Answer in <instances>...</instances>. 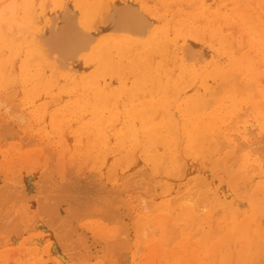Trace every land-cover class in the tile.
<instances>
[{
  "label": "bare ground",
  "instance_id": "obj_1",
  "mask_svg": "<svg viewBox=\"0 0 264 264\" xmlns=\"http://www.w3.org/2000/svg\"><path fill=\"white\" fill-rule=\"evenodd\" d=\"M156 1L157 2L161 1V2H159V4L162 3V4H160L161 6L159 4L157 5V7L160 6L161 11H162L161 7L166 5L165 4L166 2H169V4H170V5L169 4L167 5L168 7L170 6V9L166 8V6H164L166 8L164 13H163L164 18L166 17L165 14H167V12L170 10H171V13L173 14V15H171V17H174L175 12H176L175 13V16H176V14H178V12L180 11V9H178V8H171L173 4H175V3L177 4L178 0L177 1H175V0H155L154 2H156ZM170 1H173V2H171L172 4L170 3ZM180 1H183V0H180ZM191 1H194V2L196 1L195 3H198V5L200 4V6L196 9H194V11L186 13V15L191 18V20L194 17L200 18L201 16H204L207 14H213L212 19L219 22L222 20V18L220 20L219 17H223L224 14H228V13L231 14L232 12H234V14H232V15L235 16V18L237 19V22L239 21L244 26V28L250 30V32L252 33V35L254 36V39H255L254 44H255L256 49L261 51L262 55H264V23H261L262 21H264V8H262V6H264V5L260 6V8H262V13L260 12V14L262 16L261 15L259 16V13L257 12L258 15L256 14V16L254 17L253 14H251L253 12H251L250 8H252V9L257 8L256 6L252 7L255 5V3H254L255 0L251 1L254 4V5L251 4V6L247 5V3H244L245 0H237V3H234V1H232L235 4V6L228 5L229 7H231L229 9L227 8L228 7L227 4H229L230 1L221 2L222 0L221 1L219 0V2H217V3L221 2V4H216L215 0H191ZM191 1L189 0V2H188V0H187L186 3H184V1H183V4L181 3V5H184V4L186 5V4L190 3ZM259 1L260 0H258V2ZM2 2H4V0L1 1L0 4ZM152 2H153V0H152ZM249 3H250V1L248 0V4ZM178 4L180 5V2H178ZM215 4H216V6L213 8L212 5H215ZM234 4H232V5H234ZM64 5H65V3H64ZM64 5L62 6L63 9H60V10L57 9V10H54V12L52 14L50 13L51 15L49 16L48 23L47 24L44 23L45 25L43 24L44 25L43 28L42 29L40 28L41 30L38 33L33 32L32 27L30 26L31 22L27 23V24H22L19 21V19H17L18 17L16 18L18 10L17 11H16V9L13 10L14 9L13 8L12 10L16 12V15L14 14V16H11L12 18L15 17V22H16V20L18 22H20L19 24L16 22V24H17L16 26H15V23H12L8 20V18L12 19L11 17H8L6 15L8 18L7 19L4 18V14H2V11L4 13H6L4 11L6 9L5 8L3 9L4 6L2 7L3 10L1 9V12H0L1 13L0 14V46L1 47L2 46L6 47V45L11 44V43H17V41L20 38L22 33H30L32 31L33 35L32 36L30 34H28V35H30L32 37V38H30V40H31V43H33V46L37 49L36 51L39 52V54H44L45 55L44 57L45 58L48 57V58H46L48 60L51 58L54 62L53 64H48L47 63L48 61H47L44 64L40 61V63L32 62V64H30L31 62L26 61L28 63V65L30 64L29 67H31V68H28L27 65H24L22 63L24 66L21 65V67H20L18 79L16 78V81L13 85V86H15V88L12 86L15 89L14 91L9 90L6 92V89L9 86H5V85L3 86L4 81L3 80L0 81V131L2 132L4 130L5 131L4 133L7 132L6 135L8 134L7 136H5V134L2 133L4 139L7 137L6 139H9V141L12 142L11 139H13L15 137V135L22 134L23 135L22 137L26 136L24 139H26L27 137L29 138V139L27 138L28 143L26 142L25 143L26 145L27 144L29 145V141H30V145L33 143L34 145L36 144L38 147H41L40 149L39 148L33 149L34 147L35 148H37V147L36 146L33 147V144L30 147L27 146L29 148V150H30V148L33 147L30 151L29 150L27 151V154L24 151L18 152V151H15L13 149L10 151L7 150L8 153L11 155V157L10 156L4 157L5 156L4 151L6 149L2 152L4 154L3 158H5V159L3 160L4 161L3 162L1 160L2 157L0 158V166L6 162L5 164L8 167L7 166L5 167V165H4V167L2 166V168L0 170V199L8 197L10 194H14V193L17 194L18 191H21L19 193H22L23 191L21 190V188L17 187V184H18L17 181L20 182L19 179L23 178L24 180H21L20 183L24 182L23 184L25 187L29 186L30 181L32 183V180H31L32 179L31 178L32 171L34 169L36 171V168H37V170H38V168L42 169V167L48 169L49 166L47 167L46 165L50 160H53L52 158H54V160L49 162V163L53 164L55 162L53 165L55 166L56 174H58V178L61 180L64 179L63 173H65V170H64L65 166L68 164H73V165L75 164V166L79 168V169H77L78 175L80 174L81 176L82 175L84 176L85 172H90L89 175H88V173L87 174L85 173L86 176H84V177L87 178V175H88L87 181L85 180L86 178L82 179V177L80 175H79V179H81V180H79L78 177H76L77 176L76 175L75 176L76 179L73 177V179H71V181L69 183H66V184L64 183V185L60 184L62 186H59L58 190L56 189V192L62 193V195H59L56 197L53 195L47 196L46 198H47V200L49 199L48 203L50 204V206H47V208L49 207L52 209L51 210V211H53L52 214L57 213L59 215V217L61 216L60 217L61 222L65 221L68 223V221H69V226H74L76 229L71 228V227H70L71 229L67 228V229L71 230V231L68 230L69 231L68 233L72 232L73 235L72 234L71 235L74 236L77 241L79 240L80 243L84 244V245H82V246H84V249H86V247L88 246V248H90L91 250H92L91 247H93V245H91V247H89L90 245H88V244H90V242L92 244V242H93V240H91V238H94V236L91 237L92 235H95V237H96V235L97 236L99 235L102 237V240L105 236L110 237V239L111 238L114 239V238H116L117 235H119L118 232H116L117 235H115L114 230H112L114 233L111 231L110 233H107V235H108L107 236L106 233L104 232V229L100 225L95 224L96 225L95 227L98 226L97 227L98 229H97L95 227L93 228V225L90 226V223H89V228L85 229V228H83V225H82V227H79V229H78V227H77L78 222L76 225V224H73L76 221H74V222H71V221L73 219H76V216H77V220H78L80 215L87 213L88 210H89V213H92L93 211L95 212V210H96V214L98 212L103 213L105 216H107L109 214L107 216L108 219L110 217L113 218V216H115V215L116 216L114 218H116V219L121 216L120 217L121 220H124L125 223L129 222V225L127 223L126 224L130 227L124 226V228L125 227L129 228L128 231H130L131 236L129 235L130 236L129 240H127L128 235H127L126 241H125V239L124 240L122 239L123 245H122V242H121L122 240H121V241H119V242H121L120 246L118 243H112L111 244L112 246H110V247L114 246V248L118 247L121 249H122L121 245L124 248L127 247V248H125V250L126 249H127V251L129 250V256H132L134 259L137 258L136 255H139L137 253V251H139L138 248L142 247V248H145V250L147 249V251L142 253V255L140 254L141 258L138 257V258H140L139 263H141L143 260H145L142 262V264H151L153 262L154 263L157 262V261L156 262L152 261L151 258L153 256L155 257V254H156V256L160 255L159 253L158 254L156 253L159 251L157 247L161 245L160 241L164 240L167 242V240L164 239V237L166 236L165 233H167V235L169 237V240H168L169 244H171L173 241H175L174 238H176V237L173 236L174 237L173 238L171 236V234H173L171 228H173V225H174V224L171 225L172 223H175V225H176L177 224L176 222L182 223V221L190 222L191 220H193V223L188 224L189 226L186 225L187 227L192 226V231H193V229L196 228L193 225L195 223H198V222H196L197 220L201 222V224H202L201 226H204L205 225L204 223L207 221L208 217L212 218L216 215V219H220L222 217L221 215L224 214V213H221V211L225 212V214L223 216L228 217L227 220L233 216L236 220L237 216H240L239 215L240 213L237 216L236 215H231V217L227 216L233 212H235V214H237L238 212L236 213L235 210L231 211L232 209L228 212V209L230 208V206L227 205L226 202L221 200L219 197H216L217 196L216 193H215L216 194V196H215L213 191L207 190L209 185H207L205 177H203L202 175H199V173H197L196 171H195L196 174L193 173V171H191L192 174L195 175L196 178H194L192 174L189 175L187 173V169L189 167H187V165H186L189 163H186V162L189 161L188 158L191 157L192 154H194V151H197V150L199 151L200 148H202V150H204L203 148H206V150L209 152V154H208L209 160L212 161L211 158H215V157H217L216 155H220V154L225 155L226 157L229 156V159L231 157V159L234 160V163H233V160L231 161V165H232V163L234 165L232 167L233 169L235 167V169H237V171L243 172V173H240L242 176H244L245 173H249L248 175L253 179V181L255 183L260 184V185L264 184V177H262V174H264V170L259 171V173H255L256 171L259 170L258 166L260 165V162H255L254 158L252 157V153H251L252 150H250V149L254 148L255 144L258 143L256 139H258L259 137H262L261 135H258L259 133L261 134V132H258V130L262 127H260L259 129L257 128V130H256L255 124L254 123L250 124V121H251V119H253V117L248 120L247 116H245V114L248 115L246 113V111L249 109L251 110V108L249 106L245 107L246 109H244L243 114L246 117L244 119H247V120H241V124H240V126H238V122L233 121V117L235 118V116L232 115V113L240 108L239 103L234 102L232 98L228 99V97L225 95L221 98L216 99V100L213 98H212L213 100H211V98L208 99V96H203V97L199 98V100L202 103L209 101L208 104L206 103V105H209L210 108H211V106H213V105L216 106L217 104L219 106L214 107L212 110H209L210 111L209 113L200 114L197 117L194 116L193 112L196 111L195 107L194 108L192 107L191 102L189 101L188 98H186V96L182 97L183 95H186V94L184 93L183 90L178 88L180 86V84L178 83L179 78L177 81H174L175 86L171 85V82H169V83L163 82V80H166L167 75H165L164 78L161 77V75H159V74H161L160 72L162 70H160L158 66H152L153 62L151 63V61H149V59H146L145 55H142V53L140 54L138 52L137 53L129 52L132 49H135V44H137L135 37L143 36L153 22V19L151 20L152 17L150 18L148 16V13L143 8L139 7V5L136 3H132L131 0L130 1L129 0H123L121 2L115 0L113 3L110 4V7H108L107 11L105 12L103 19L101 18L100 22H98V23H95V21H94L95 24L91 25L90 27L83 26L79 21H77L76 16H75L77 13L75 14L74 13L75 10H72V8H73L72 5L67 4V3H66L65 7H64ZM24 6H22L20 8H24ZM186 6H188V5H186ZM31 7L33 8V5H31ZM151 7H153V6H151ZM155 7L150 8L151 11H153L155 9ZM188 7L192 9V6H188ZM8 8H9V6H8ZM25 8H27V7H25ZM28 8H30V7H28ZM186 8L187 7H185V11H187L189 9V8L188 9H186ZM31 9L29 10V12L31 11ZM25 10L27 11L28 9H25ZM183 10L181 12V15H183L182 13H184ZM235 10H236V13H235ZM33 11H35V10H33ZM33 11H32V13H34ZM156 11H159V10H156ZM12 14L13 13H10V15H12ZM26 14L29 16L28 11L26 12ZM179 15H180V12L177 15L178 16L177 19L180 17ZM184 16H185V13H184L183 17ZM257 16L259 17V19ZM215 17H217V18L215 19ZM260 17H261V19H260ZM199 18H195L196 20L194 19L192 21L199 20L200 23H202V21ZM224 18H226V17H224ZM184 19H186V17H184L183 20ZM206 19H208V17ZM233 19H231L232 20L231 21L228 17V20L233 22V23H230L232 29H233V27L238 28V26H234L235 24H234ZM37 20H39V19H37ZM161 20H163V19H161ZM260 20H262V21H260ZM176 21L177 20H175V24L177 23ZM28 22H29V20H28ZM171 22H173V21L171 20ZM209 22H208V24H209ZM214 22L215 21H213V23ZM230 24L227 27L228 29L230 28ZM169 26H168V28H169ZM184 26H186V25H184ZM204 26H205V24H204ZM212 26H215V25L212 24ZM198 27L199 26H197V27L194 26L193 28H195L196 31L198 32V30H199ZM227 28L222 27L221 29L223 31V29L226 30ZM217 30H218V28H217ZM231 30H230V32H231ZM236 30L238 31L239 29H236ZM240 30H242L241 27H240ZM106 31L111 32V33L106 34V35H102V38L99 40L98 43L99 44L104 43L105 45H108L109 47H113V49L116 52H124L125 53L126 51H128L129 53H131V54H129L131 57L130 56H127V57H130V60H131L130 62H132V65H135L136 68L140 69L141 74H142L141 80H143V82L145 81V83L147 81H151V86H153V88H151V87H150L151 89L148 88L147 92L149 93V95H151L152 102L144 99L145 97L148 96L147 94L146 95L141 94V93L138 94V93H135L134 91L127 90L123 86H119V88H116V89H110V88L99 89L98 87H96V88L92 87V83H88V86L85 87V85H87V84H82V82H81L82 77L78 78V81H77L78 83L79 82L81 83V86L77 85L76 81L66 82V81H64V79L62 81L61 77L58 78L59 80L55 78V77H57V74H58L57 73L58 71H56V70H61L60 68H62L63 70L68 69L69 72L70 71H80L85 52L88 51L91 48V46L97 41L100 34L106 32ZM206 31H208V30L206 29ZM232 31H234V30H232ZM197 34H199V32ZM243 34H245L244 31L240 35H243ZM28 35H26V36H28ZM240 35H239V37H240ZM245 35H246V37L248 36V34H245ZM198 36H201V33ZM239 37H238V39H239ZM248 38L251 39L250 35L248 36ZM232 39H234V38H232ZM243 40L246 41V44L250 43V41L247 38L243 37L241 42L244 43ZM189 41H191V40H189ZM221 41H222V39H221ZM247 41H249V42H247ZM155 42H156V40H155ZM238 42H239V40H238ZM230 45H233V47H234L233 49L236 50L235 43L234 44L231 43ZM245 46L246 45L244 44L243 47H245ZM251 46H252V44L248 47L246 46L245 48H247L249 50V48ZM17 47L18 46L16 45L15 48H17ZM156 47H157V45H156ZM206 47L207 46L202 47L200 44L194 43V42L188 43L187 47H185L183 50L181 49V52L179 53V54L182 53L183 58H182V60L181 59L179 60V62H182V63L177 66L178 70H182V71H183V69L185 70V77H186V79H188V85H191V84L196 85L200 88V90H202V89L204 90V86H203L204 84L202 83V81H198L199 76L197 77V75L195 74V71H194V64L195 63L194 62L196 60H198V61L202 60L203 58H205L207 56V54L210 53V52L208 53V51H207V50L210 51V49H207ZM237 48H239V46H237ZM247 49H245L246 50L245 52H247ZM238 50H240V48ZM250 50H251L250 53L252 51L255 52V48H253V47ZM213 51H211V52L213 53ZM256 52H258V51H256ZM256 52L254 53L255 55L252 52V55H253L252 57L257 56ZM10 53H11V51H10ZM248 53H249V51H248ZM0 54L4 55L5 53H0ZM257 54H259V52ZM212 55L214 56V54H212ZM34 56L37 57L36 55H34ZM220 56H221V54H220ZM20 57H22V56H20ZM152 57L153 56H151V58ZM259 57H261L260 54H259ZM8 58H9V56H8ZM39 58H42V57L39 56ZM39 58H37V60H40ZM207 58L208 57H206L205 59L207 60ZM4 59L1 61L3 62ZM13 60H15V59H13ZM122 60H123V58H122ZM150 60H152V59H150ZM257 60H259V58ZM218 61H220V60L218 59ZM43 62H44V60H43ZM49 63H51V62H49ZM241 63H243V62H241ZM11 64H12V62H11ZM13 65L14 64H12V67H14ZM249 65H251V64L248 63L246 65V67L250 68ZM262 65H264V63H262ZM262 65H260V66H262ZM7 66L5 65L6 68H7ZM55 67H57V68H55ZM255 67L257 68V64ZM1 69H3V68H1ZM10 69H12V70H10V71H12V74L13 73L17 74V72L15 70L13 71V68H10ZM158 69H159V74L157 73ZM250 69H252V68H250ZM258 70H259V68H258ZM246 74H247V71H246ZM152 75H155V76H152ZM237 75H235L236 79L238 76L240 77L241 74L238 76ZM13 76H14V74H13ZM128 76H130V75H128ZM235 77H234V81L232 80L233 77H232V79L230 77L229 78H230V80H232L236 84L237 80L235 79ZM247 78H249V77H247ZM259 79L264 81V76H262V74H261ZM227 80H225V81H227ZM182 81H184V78H182ZM215 81H216V79H215ZM41 82H43V85L40 84ZM220 82H221V80L217 81L216 84H219ZM227 82L226 83L222 82L223 86L227 87L228 86ZM222 83H220V85H218L217 87L215 86V89L223 92L224 90L221 88ZM230 83H232V82H230ZM38 84H40L42 86L38 87ZM110 84L112 85V83H110ZM249 84H251V82ZM249 84L246 83V86H249ZM238 85L240 86L241 84H238ZM253 85H254L253 90L254 91L256 90L255 89V83L250 85L249 90L253 91L251 89V88H253L252 87ZM146 86H147V84H146ZM261 86H264V85H261ZM16 87H17V89H16ZM241 87H243V85H241ZM156 88L158 90H155ZM218 88H221V89H218ZM232 88H234V87H232ZM262 88H264V87H262ZM235 89L238 91H236ZM234 90H235V92L240 94V96L242 94L246 95V93H248L247 89H246L247 92L245 90V93H240L241 89H237L236 87L234 88ZM2 91H4L5 93H3ZM10 91H11V93H10ZM242 91H244V90H242ZM254 91L252 93H254ZM221 92H220V94H221ZM158 94L161 95L162 104L164 106H166L165 105L166 102H169L168 107L162 108L160 106L161 104L158 105L159 102L155 101V98H154ZM220 94H218V95H220ZM211 95H213V96L215 95L214 91L210 92L209 96H211ZM254 96H256V95H254ZM253 97H251V98L254 99L255 97L254 98ZM256 97L258 98V95ZM131 98H133L132 102L130 101ZM245 98H247V96ZM125 100H127V101H125ZM254 101H256V100L254 99ZM224 102H226V106H225ZM245 103H246V101H245ZM261 104L262 103L260 101L254 103L252 105V108H254V109H252V110L256 109L260 113H264V105L261 106ZM182 105H184V107H182ZM206 105H203V106L206 107ZM175 111L178 112L177 116H175V113H176ZM250 112L251 111H249V113ZM243 114H242V116H243ZM239 115H241V114H239ZM157 119H160L161 121L166 123V127H167L166 131L168 132L167 135H163L165 130L162 129L164 131L163 132L161 129H159L158 124H157ZM258 120L259 119H257V121ZM261 121H264V120H260L259 122L261 123ZM262 129H264V128H262ZM10 134L13 138L8 137V136H10ZM14 139L17 140V136ZM18 139H19V137H18ZM19 140L22 142L21 139H19ZM259 140L261 143L262 138H260ZM9 141L7 140L8 144H10ZM17 141H14V142H17ZM31 141H34V142H31ZM262 141H264V140H262ZM14 142L11 143V145H13ZM8 144H7V146H8ZM14 145L17 146L16 144H14ZM18 145H19V143H18ZM24 146H21V148L18 147L17 149L23 150ZM42 148L44 150H46V149L49 150V152L46 151L48 154V159L51 158V159L47 160L48 162L46 161L47 154H46V152H43ZM0 149H1V151L3 150L2 148H0ZM224 149H227V151H225ZM38 150L40 152L42 151L43 154L41 155ZM14 152L16 153V155H12V154H14ZM35 152H37L38 154ZM31 153H33V154H31ZM51 153H53V155H51ZM185 154H186V156H185ZM26 155H28V157H26ZM44 155H46V156H44ZM179 155H181L182 158ZM43 156L46 159H44ZM50 156H52V157H50ZM201 156L199 155V157H201ZM174 157L176 159L175 160L176 162H178L177 159L180 161L179 163H177L179 170H178V172L176 171V173H178L177 174L178 176L177 175L172 176L173 173L171 174V169H173V163H175ZM40 158H42V160H44V161L41 160L43 162V165L45 164V161L47 162L45 164V166L42 165V162L41 163L39 162ZM180 159L185 160L186 162L181 161ZM200 159H202V158H200ZM196 162L198 163L197 160H196ZM38 166H40V167H38ZM17 168H19V169H17ZM71 169L72 168H70V170ZM134 169H137L138 172L141 171L140 172L141 174H139L140 176L142 174L145 175L146 173L151 175L150 176L147 174V176L151 178V179L149 178V182H151L152 184L153 183L156 184V185H152L151 183H149L152 185V186L150 185L151 188L154 186L153 187L154 193L152 194L153 196L151 195L152 198H154V201L149 202V203H147V202L145 203L144 197L141 196L139 198L138 195L136 196V193H134L135 192L134 190L131 191L132 194L130 192L128 193V190H129L128 187L130 185V182L132 179H135V177L133 175ZM11 170H16V171H14V173H12ZM142 170H144V171H142ZM227 170L228 169H226V171ZM232 170L230 169V172H229V170L227 172L231 173ZM91 172L93 173V177H94L93 181H95V184H96V182L98 183L96 185H94V182L91 181L92 179L91 180L89 179ZM44 174H45V172H44ZM186 175H189V177ZM242 176H239L238 178H241ZM249 176H247V177L250 179ZM60 177H62V178H60ZM27 178H28V180H26ZM186 178H189V179L191 178L190 181H192V182H190L187 179L190 182V183H188ZM197 178L198 179L201 178V180L200 179L198 180ZM52 179L50 176L49 178L46 179L45 182H43L44 183L43 188L45 187V189L48 190L49 192H50L49 188H51V186H53V184H54L51 182ZM152 179L154 180V182L151 181ZM192 179L194 181L197 180V183L201 181V183H198L200 186L206 185V188H202L203 192H201L202 191L201 187H198V188H200L199 191H198V189L193 190V188H192L193 186H195L194 188H197V186H199V185L196 184V182H195V184L197 185L196 186L193 183L194 181ZM54 180H56V179H54ZM90 181H91V183H90ZM246 181H244V182H246ZM202 182L203 183L205 182V183L203 184ZM139 183H140V181H139ZM189 184H191V185H189ZM134 185H136V184H134ZM188 186H190V187H188ZM115 187L119 188L118 193L121 196L124 192H127L126 194H129L130 196H128L126 199H124V197H123L124 195L122 197L118 196L117 197L118 199L111 197L110 193H115L116 190L118 191V189L115 190ZM240 187H241V185H240ZM56 188H57V186H56ZM133 189H134V187H133ZM146 189L149 191L148 188H146ZM53 190L54 189H52V191ZM147 190L144 192H147ZM204 190H205V192H204ZM52 191H51V193L54 192V191L53 192ZM151 191L147 192V193H144V192L143 193L144 194H149V193L151 194ZM206 191H208L207 194H206ZM240 191L242 192L243 190H241V188H240ZM81 192L85 193V194L91 193L90 194L91 197L89 195H87L88 198L86 196H84L86 198L80 197V195L78 196V194H80ZM194 192L198 193L199 197L201 195L202 196L204 195V198H202V197L200 198V200H202V201L199 200L200 202H198L197 200L195 201L193 199L194 197L190 193H194ZM19 193H18V195H19ZM92 193H94L98 196L94 197V195H92ZM200 193H202V194L200 195ZM104 194H105L106 198L103 196ZM107 194H109V196ZM126 194H125V196H126ZM238 194L240 195V193H238ZM101 195L103 197H101ZM195 195H197V194H195ZM206 195H207V198H206ZM244 195L246 196L245 192H244ZM21 197H23V196L21 195ZM100 197L105 198V200L101 199ZM109 197H111V199ZM199 197L196 196L195 198L198 199ZM106 199H108V200H106ZM203 199L205 200L206 203L203 202ZM210 199H212V200H210ZM109 200H114L115 204L113 201H109ZM117 200H118V203L116 202ZM207 200H209V201H207ZM103 201L105 202L104 204H103ZM99 202H100V205H102V206L97 205V204H99ZM108 202L111 204L109 205ZM112 202L114 205L112 204ZM125 202L127 204H125ZM253 202H254L253 203V205H254L256 202L255 201H253ZM106 203H107V206L109 205V207L110 206L112 207L113 212H112V209H110L111 212L113 213L112 215H111V212H108L110 210H108L106 207L103 208V205H106ZM207 203L211 204L210 208H208ZM60 205H61V207H60ZM119 205H120V207H119ZM115 206H117V207L115 208ZM123 206L125 207L126 212H124L122 215H118L117 214L118 209L119 208H120L119 210L124 209ZM255 206H258V205L256 204ZM258 207L262 208V207H264V205H259ZM218 208L221 209V210L220 209L218 210L219 212L216 211ZM103 209L106 211H104ZM85 210H86V212H85ZM262 210H264V208H262ZM41 211H45V209L44 210L41 209ZM80 211L83 213L81 214ZM213 211H214V213H213ZM94 212L92 214H95ZM215 212H216V214H215ZM49 213H51V212H49ZM76 213H78L80 215H78ZM218 213H220V214L218 215ZM57 214H55V215H57ZM75 214H76V216H75ZM46 215H47V213H46ZM217 215L221 216V217L218 218ZM69 216L71 219L69 218ZM42 217L43 216H41V219H42ZM98 217H99V215H98ZM67 218H69L70 220H67ZM168 218L171 219L170 222H168V220H169ZM211 218H210V220H208L209 222L207 221L208 223L206 225L210 224L212 221L215 220L214 218L213 219H211ZM125 219L127 221H125ZM222 219L224 221V217ZM172 220H175V222ZM244 220H242V221H244ZM79 221H80V219H79ZM232 222L233 221L231 220V223ZM167 223H169V225H171V226H169ZM180 223H179V225H183ZM228 223L230 224V222H228ZM234 223H236V221ZM242 224H244V223H242ZM66 225H68V224H66ZM86 225H88V224L86 223ZM86 225L84 227H88ZM175 225H174V227H175ZM195 225L197 226V224H195ZM220 225H222V226H220L221 229L216 227L217 229L215 228L216 230H213V232L215 231V232L221 233L223 231L222 227L224 228L225 226L221 223H220ZM99 226L101 229L99 228ZM183 226H185V225H183ZM210 226L212 227V226H214V224L211 223ZM210 226H207V228L210 229L211 228ZM243 226H245V225H243ZM243 226L241 225L239 227L240 229L236 228L237 234L235 233L236 235L241 234L239 237H240V239L242 238L241 242H244V244H243L244 246H242V247H244L243 248L244 252L243 251L241 253L238 252V254L240 255V256L238 255L239 256L238 264H244V263H246V264L252 263L253 264L255 262V260L253 261L252 259H254L255 257L258 258L259 256L257 257L253 254L254 256H253V258H251L252 256L248 257L245 253H247V251H249L248 254H250V252L252 253V251L254 250L252 248V246L256 245V247L259 248L261 246V244L259 242L253 243L254 241H256V237H254V238L252 237L253 239L250 237L253 240V242L250 240V242L247 243L249 241L248 236H251V235L247 236L245 233L243 234V231H244ZM50 227H52V226L50 225ZM182 228H184V227H182ZM232 228H233V226H232ZM249 228H250V226H249ZM197 229H199V227ZM234 229H235V227H234ZM230 230H232V229H230ZM230 230L228 232H231ZM249 230H252V227ZM166 231H168L170 233H168ZM186 231H187V229H186ZM192 231L188 230L187 234L186 233L184 234L185 236L186 235L187 236L186 237L183 235L182 236L187 239V237L190 236L189 235L190 232L192 233L191 237H194L195 233L199 232L198 230H195V232L194 231L192 232ZM203 231H205V230H203ZM17 232H19V231H17ZM124 232H125V230H124ZM209 232H211V231H209ZM183 233H184V231H183ZM200 233H203V232L200 230ZM250 233H251V231H250ZM87 235H90L89 236L90 239L87 237ZM216 235H217V233H216ZM216 235H215V238H217ZM227 235H229V233L226 234V236ZM256 235H259V234H256ZM229 236H231V233ZM47 237H50V236H47ZM101 237H99V238H101ZM106 237L104 239H106V242H107ZM203 237H206V236L204 235ZM231 237H228V238H231ZM161 238H163V239H161ZM243 238L245 240H243ZM71 239L73 240L72 237H71ZM183 239H182V241H184ZM95 240H97V239L95 238ZM100 240L101 239H99V241ZM103 241H105V240H103ZM179 241L180 240H178L176 242V245L179 244ZM189 242L191 243L190 240H189ZM228 242H229V240H228ZM251 242L253 243V245H251L250 250H248L249 244ZM37 243H39V242H37ZM226 243H227V241H226ZM71 244H72V242H71ZM93 244L95 246L96 242ZM99 244H101V243H99ZM117 244H118V246H116ZM124 244H127V245L124 246ZM203 244H205V243H203ZM235 244L236 243H234V245ZM49 245H50V242H48L46 247H48ZM69 245H70V243H69ZM163 245H165V244L162 242V245L160 247H162ZM186 246H187V244H186ZM188 246H190V245H188ZM235 246H234V248H235ZM164 247L167 249L166 245ZM94 248L95 247H93V249ZM180 248L181 247H177L176 250L174 248L172 250L171 254H168V256L165 255L167 258H169L171 264H184V263H186L187 258L189 257V254H188L189 251L187 250V248H189V247H185L183 250ZM203 248H204V245H203ZM70 249H71V247H70ZM166 249L161 248L162 252L161 251H159V252L164 255L163 250L166 251ZM262 249H264V248H262ZM33 250L34 249H32V251ZM241 250H239V251H241ZM49 251L50 250L45 251L43 253V256L44 257L47 256ZM219 251H221V250H219ZM257 251H259V249H257ZM32 254L36 255V253H34V252ZM50 256H52V255H50ZM246 256L248 257V259L251 258V260L253 262H250V261L246 262L245 261ZM154 257H153V259L156 260L157 257H155V258ZM6 259L3 258V261H2V259L0 257V264H5L6 262L8 264V259L7 260ZM162 259H164V256L162 257ZM258 260L261 261L262 259L259 258ZM258 260H256V261H258ZM132 261L133 260H131L130 264H133L134 261L133 262ZM9 262H10V260H9ZM48 262L49 261L46 260L45 264L50 263V262L49 263ZM62 262H64V261H62ZM261 262H264V261H261ZM259 263L257 262V264H259Z\"/></svg>",
  "mask_w": 264,
  "mask_h": 264
},
{
  "label": "rangeland",
  "instance_id": "obj_2",
  "mask_svg": "<svg viewBox=\"0 0 264 264\" xmlns=\"http://www.w3.org/2000/svg\"><path fill=\"white\" fill-rule=\"evenodd\" d=\"M1 1H3V0H0V2ZM114 1L115 0H64V1L63 0H16V1L15 0H4V2H2L3 4L2 3L0 4V12H1L2 7L4 6L3 9L5 8L7 11L4 10L6 13H4L2 11V14H4V18L7 19L8 17L14 16V14L16 15V12L13 11V10H15V9H16V11L18 10L16 18L18 17L17 19H19V21L22 24H27V23L31 22L30 26L32 27L33 32L34 33H36V32L38 33L43 28V26L48 23L49 16L54 12V10L63 9L62 6L64 5V3H65L64 7L66 6V3L73 6L72 10H75L74 11L75 14L77 13L75 15L77 21H79L83 26L90 27L91 25L100 22L101 18L103 19L104 15H105V12L107 11L108 7H110V4L113 3ZM117 1L121 2L123 0H117ZM131 1H132V3H136V4L139 5V7L143 8L148 13V16L150 18L152 17L151 20L153 19V22H152L151 26L149 27V29L146 31V33L143 36L135 37L137 44H135V49H132L129 52H131V53H133V52L137 53L138 52L140 54L142 53V55H145L146 59H149V61H151V63L153 62L152 66H158L159 69L162 70V71L160 72L161 74H159V69H158L157 73L159 75H161V77H163V78H164L165 75H167L166 80H163V82H166V83L171 82V85L175 86L174 81H177L178 78H179L178 83L180 84V86L178 88L183 90L184 93L186 94V95H183L182 97L186 96V98H188L189 101L191 102L192 107L193 108L195 107L196 111L193 112L194 116L197 117L200 114L209 113L210 112L209 110H212L214 107H218L219 106L217 104L216 106L213 105L210 108L209 105H206V103L208 104L209 101L202 103L199 100L200 97L208 96V99L211 98V100H213V99L216 100V99L221 98V97H223L225 95V96L228 97V99L232 98L234 102L239 103V107L240 108L232 113V115L235 116V118L233 117V121H235V122L237 121L238 122V126H240L241 120H247V119L249 120V119H251L253 117V119H251V121H250V124L254 123L255 126H256L255 127L256 130H257V128L259 129L260 127L264 128V121H261L262 124L259 122L260 120H264V113H260L256 109L252 110V109H254V108H252V105L254 103H256V102L260 101L262 103L261 106L264 105V88H262L264 86H261V85H264V81L259 79L261 74H262V76H264V65H262V63H264V55H262L261 51L256 49L255 44H254V40L255 39H254V36L252 35V33L250 32V30L244 28V26L239 21L237 22V19L235 18V16L232 15V14H234V12L231 11L232 12L231 14L228 13V14H224V16L222 15L223 17H219L220 20L222 18V20L219 21V22L212 19L213 18V16H212L213 14H207V15L201 16L200 18L199 17L192 18V20H194L195 18H199L202 21V23H200L199 20L192 21L191 18L186 15V13L192 12V11H194V9H196V8H198L200 6V4L198 5V3H195L196 1L194 2V1L190 0L192 3L190 2V3L186 4L188 6H192V9L189 8L188 6H186L185 4L181 5V3L183 4V1H184V3H186L187 0H183V1L178 0V2H180V5L178 4V2H177V4L176 3L173 4L171 8L180 9V11H179L180 12V15H179L180 17L178 19H177V17H178L177 15L179 14V12H178V14H176V16H175V13H176L175 12L174 13V17H171V15H173L171 13V10L168 11L167 14H165V16H166L165 18L163 17V13H164L165 9L166 8L170 9V6L169 7L167 6L169 4V2L165 3L166 5H164V6H166V8L162 5L163 7H161L162 8V11H161L160 10V6H161L160 4H162V3L159 4V2H161V1H159V2H157V1L154 2L155 0H153V2H152V0H131ZM175 1H177V0H175ZM227 1H230L229 4H227V6L228 5L235 6L234 3H237V0H222L221 2H227ZM232 1H234V3ZM249 1H250L249 4H248V0H245L244 3H247V5L251 6V4H253V2H251L252 0H249ZM171 2H173V1H170V3ZM188 2H189V0H188ZM215 2H216V4H221V2L217 3V2H219V0H215ZM254 3H255V5L253 4L254 6H252V7L256 6L257 10L255 8L254 9L250 8L251 12H253L251 14H253V16L255 17L256 14L258 15V13H259V16H260L261 15L260 12L262 13V8H264V6H262V5H264V0H260L259 2H258V0H255ZM30 4L33 5L34 9L31 7ZM158 4L160 5L159 7H157ZM216 4L212 5V7L214 8L216 6ZM232 4H234V5H232ZM21 5L22 6L25 5L24 8L27 7L25 9H28L27 11H28L29 16L26 14L27 11L24 8H20V7H22ZM8 6H9V8H8ZM151 6H153V7H151ZM260 6H262V8H260ZM28 7H30V8H28ZM154 7H155V9L154 10L152 9L153 11H151L150 8H154ZM185 7H187L186 9H188V8L189 9L187 11H185ZM227 8L229 9L231 7L228 6ZM30 9H31V11H30L31 13L29 12ZM33 10H35V11H33ZM156 10H159V11H156ZM182 10L185 13L184 17H186L187 20L186 19L183 20L184 13H182L183 15H181ZM32 11L34 13H32ZM10 13H13V14L10 15ZM235 13H236V10H235ZM207 17H208V19H206ZM224 17H226L227 19L224 18ZM228 17H229L230 20L234 18L233 20H234V24L235 25L234 24L233 25L234 26H238V28L237 27H233V29H232L230 23H233V22H231L232 20L231 21L228 20ZM216 18L217 17H215V19ZM37 19H39V20H37ZM161 19H163L164 21L161 20ZM258 19H259V17H258ZM260 19H261V17H260ZM8 20L10 22H12V23H15V26L17 25L16 22L18 24L20 23L17 20L15 22V17H13L12 19L8 18ZM28 20H29V22H28ZM171 20L173 22H171ZM175 20H177L176 24H175ZM94 21H95V23H94ZM213 21H215V22L213 23ZM260 21H262V20H260ZM208 22H209V24H208ZM261 23H264V21H262ZM204 24H205V26H204ZM212 24L215 25V26H212ZM229 24H230V28L228 29L227 27L229 26ZM184 25H186V26H184ZM168 26H169V28H168ZM194 26L195 27H197V26L200 27V28L198 27V29H199L198 32H199V34L201 33V36H198L199 34H197L198 32L196 31L195 28H193ZM221 26L224 27V28H227V29L226 30L223 29V31H222V29H221L222 27ZM240 27H241L242 30H240ZM217 28H218V30H217ZM206 29L208 31H206ZM231 29L234 30V31H232ZM236 29H239L240 31L239 30L237 31ZM230 30H231V32H230ZM243 31L245 32V34H248V36L250 35L251 39L248 38V36L246 37L245 34L240 35V34L243 33ZM33 32L31 31L30 33H22L20 38L18 39L17 43L8 44V45H6V47L5 46L4 47L0 46V53H5L4 55L0 54V81H2V80L4 81L3 86L4 85L5 86H9L6 89V92L9 91V90H13V91L15 90L14 89L15 86H13V85H14V83L16 81V78L18 79L19 70H20L21 65L24 64V65H27L28 68H31V67H29V65L32 64V62L40 63V61H41L42 63L45 64V62L48 61L47 62L48 64H53L54 63L51 58L49 59L50 60L49 61L48 59H46L48 57L45 58L44 54H39V52L36 51L37 49L33 46V43H31V40H30V38H32L31 36L33 35ZM110 33L111 32H108V31H106L104 33H101L100 36L98 37L97 41L91 46V48L88 51L85 52L84 59L82 61V65H81L80 71H70L69 72L68 69L67 70H63L62 68H60L61 70H56V71H58L57 72L58 74H57V77H55V78L58 79L59 77H61L62 81L64 79V81H66V82H71V81H76L77 82L78 78L82 77V79H81L82 84H87V85H85V87L88 86V83H92V87H94V88L98 87L99 89H104V88L116 89V88H119V86H123L127 90L134 91L135 93H138V94L141 93V94H145V95L147 94L148 96L145 97L144 99L147 100V101L152 102L151 95H149V93L147 92L148 88H150V87L153 88V86H151V81H147L145 83V81L143 82V80H141L142 74H141L140 69L136 68V66L132 65V62H130L131 61L130 60L131 56L129 54H131V53H129L128 51H126L125 53L124 52H116L113 49V47H109L108 45H105L104 43H103L104 45L98 43L99 40L102 38V35H106V34H110ZM25 34L26 35L30 34L31 36L30 35L26 36ZM239 35H240V37H239ZM238 37H239V39H238ZM243 37L247 38L248 40L250 39L249 40L250 41L249 44L250 45L252 44V46L249 48V50L247 48H245V47L246 46L248 47L250 45L248 43L246 44V41H244V40H243L244 43L241 42ZM232 38H234V39H232ZM221 39H222V41H221ZM155 40H156V42H155ZM189 40H191V41H189ZM238 40H239V42H238ZM249 41H247V42H249ZM190 42L198 43L202 47L203 46H207L206 48L210 49V51L207 50L208 53L210 52L206 56V57H208L207 60L205 59L206 58L205 57V58H203L200 61L195 59L196 61L194 62L195 63L194 64L195 74L197 75V77L199 76L198 77V81H202V83L204 84L203 85L204 86V90L203 89L200 90V88L198 86H196V85H192V84L188 85V79H186V77H185V70L183 69V71H182V70H178L177 69V66L182 63V62H179V60L180 59L182 60V58H183L182 53L181 54H179V53L181 52V49L183 50L185 47H187V44L190 43ZM233 42L236 45L235 48H236L237 51L235 49H233L234 48L233 45H230L231 43L234 44ZM244 44L246 45L245 47H243ZM16 45L18 46L17 48H15ZM156 45H157V47H156ZM237 46H239L240 50H238L239 48H237ZM252 47L255 48V52L256 51L259 52L261 57H259V54H257L258 52H256V55H257L256 57H252L253 56L252 52H253V54L255 53L254 51H252L250 53V51H251L250 49ZM245 49H247V52H245L246 51ZM10 51H11V53H10ZM211 51H213V53ZM248 51H249V53H248ZM33 54L36 55L37 57H35ZM212 54H214V56ZM220 54H221V56H220ZM8 56H9V58H8ZM20 56H22V57H20ZM39 56H41L42 58H39ZM125 56L126 57L130 56V57L126 58ZM151 56H153L154 58L153 57L151 58ZM37 58H39L40 60H37ZM122 58H123V60H122ZM258 58H259V60H257ZM3 59H4V61L2 62L1 60H3ZM13 59H15V60H13ZM150 59H152L153 61L150 60ZM218 59L220 61H218ZM43 60H44V62H43ZM26 61L27 62H31V63L28 65V63ZM5 62L6 63L8 62L9 64L8 63L6 64ZM11 62H12V64H14L13 65L14 67H12ZM49 62H51V63H49ZM241 62H243V63H241ZM248 63L251 64V65H249V67L252 68V69L246 67V65ZM4 64L6 66L8 65L7 68L5 67ZM256 64H257V68L255 67ZM260 65H262V66H260ZM1 68H3V69H1ZM10 68H13V71L15 70L17 72V74L13 73L14 74V76H13L12 71H10L12 69H10ZM55 68H57V67H55ZM258 68H259V70H258ZM246 71H247V74H246ZM237 74L240 75V77ZM128 75H130V76H128ZM235 75L238 76L237 79H236ZM152 76H155V75H152ZM229 77L231 79L233 77V79H232L233 81H234V77H235V79L237 80L236 84L232 80H230ZM247 77H249V78H247ZM182 78H184V81H182ZM215 79H216V81H215ZM219 80H221L220 83H222V82L226 83L228 81L227 82L228 86L226 85L227 87L223 86V83L221 84L222 87L220 86L224 90L223 92H221L220 90H216L215 89V86L217 87L218 85H220V83L216 84V82L219 81ZM225 80H227V81H225ZM230 82H232V83H230ZM248 82L249 83L251 82V84H249ZM110 83H112V85ZM237 83L243 85V87H241V85L239 86ZM246 83L249 84V86H246ZM253 83H255V89L256 90L255 91L253 90L254 89V85L252 86L253 88H251V89L254 91V93H252L253 91L249 90L250 89V85H252ZM40 84L43 85V82H41ZM40 84H38V87L42 86ZM146 84H147V86H146ZM77 85L81 86V83L77 82ZM232 87H234V88L236 87L237 89H241L240 93H245V90L247 89L248 93H246V95L242 94L240 96V94L235 92L236 89L234 90V88H232ZM221 88H218V89H221ZM16 89H17V87H16ZM155 90H158V89L156 88ZM210 90L212 92L214 91V93H215L214 96L213 95L209 96L210 92H211ZM242 90H244V91H242ZM247 90H246V92H247ZM236 91H238V90H236ZM2 92L5 93L4 91H2ZM220 92H221V94H220ZM10 93H11V91H10ZM218 94H220V95H218ZM254 95H256V96L258 95V98L256 96H254ZM246 96H247V98H245ZM251 97H253L256 101H254V99H252ZM154 98H155V101L159 102L158 105L161 104L160 106L162 108L169 106V102L165 103L166 106H164L162 104V98H161L160 94L156 95V97H154ZM132 100H133V98L130 99L131 102H132ZM125 101H127V100H125ZM245 101H246V103H245ZM224 104L226 106V102H224ZM203 105H206V107H204ZM246 106L247 107L249 106L251 108V110L249 109V110L246 111V113L248 115L245 114V116H247V119H244L246 117L244 116L243 112H244V109H246L245 108ZM182 107H184V105H182ZM249 111H251V112L249 113ZM175 112H176L175 116H177L178 112L177 111H175ZM238 113L241 114V115H239ZM242 114H243L244 117L242 116ZM257 119H259V120L257 121ZM157 124H158L159 129L165 130V132L162 130L164 132L163 135H167L168 132L166 131V129H167L166 123L161 121L160 119H157ZM262 128H260L258 130V132H261V134L259 133L258 135H261L262 137H259L258 139H256L258 143L255 144L254 148L250 149V150H252L251 153H252V157L254 158L255 162H260V165L258 166L259 170L256 171L255 173H259V171L264 170V141H262V140H264V129H262ZM4 132H5L4 130L2 132L0 131V148L3 149L2 151L0 149V151H1L0 154L5 149L6 150L4 151L5 152L4 153L5 156L2 153L0 155V158L1 157L3 158V156L4 157H9V156L11 157V155L8 153V151H10L12 149L15 150V151H18V152H23L24 151L27 154V151L29 150V148L27 146L30 147L33 144L32 143L30 145V141H29V145L25 144L26 142L28 143V139H29L28 137H27L28 139L27 138L24 139L26 136L22 137L23 136L22 134L15 135V137L17 136V140H18L17 141V140L14 139L15 137L13 138L11 136V134H10V136H8V137L14 139V140L11 139L12 142H10L9 139H6L7 137L4 139L3 134H2ZM6 133H4L5 136L8 135V134L6 135ZM18 137H19V139L22 140V142L18 139ZM260 138H262L261 143H260V140H259ZM7 140L9 141L10 144H8ZM14 141H17V142H14ZM13 142L17 146H15L14 144L11 145V143H13ZM31 142H34V141H31ZM18 143H19V145H18ZM7 144H8V146H7ZM21 146H24V148L22 147L23 150L22 149H17L18 147L21 148ZM34 146H36L37 148H35ZM33 147H32L33 149H38V148L40 149L41 148V147H38L36 144L35 145L33 144ZM32 148H30V150ZM203 149L204 150H202V148H200L199 151L198 150L194 151V154H192L191 157L188 158L189 161H187V162L185 160H181L180 159L181 161H185L186 163H189V164H186L184 162L187 165V167H189L187 169V173L190 175V174H192L191 171H193V173L196 174V172H197V173H199V175H202L203 177H205L207 185H209L207 190L213 191L214 194L216 193L217 194V196L215 194L216 197H219L221 200L226 202L227 205L230 206V208L228 209V212L231 209H232L231 211L235 210L236 213L238 212L237 214H235V212H233L231 214L229 213L230 215H227V216H229V217H231V215H236L237 216L239 213H240L239 214L240 216H237L236 220H235L234 216L227 220L228 217L223 216L225 214V212L221 211V213H224V214L221 215L222 217L218 216L220 213H218V215H217L218 218L221 217L220 219H216V215L214 217H212V218L208 217L207 221L210 220V218L211 219H213V218L215 219L212 222L210 221L212 224H214V226H212L214 229L210 226L211 223L206 225L209 221L208 222L206 221L204 223L205 225L203 224L204 226H201L202 225L201 222L198 221V220L197 221L195 220L196 222H198V223H195V224H197L199 229H197L198 227L194 224L193 226H195L196 228H194L193 231L195 232V230H198L199 232H196L195 236L193 235L194 237H191L192 233L190 232V234H189L190 236L187 237V239L184 238L183 236H185L184 235L185 233L187 234L188 230L192 231V226L191 227H187L186 225H188L190 223H193V220H191L190 222L182 221V223L176 222L178 225L180 223V224L185 225L187 228L185 226H183V225H179L178 226L176 224L178 226L177 227L175 225V223H172L171 225H173V224L175 225V227L173 225V228H171L172 229V233H173V234H171V236L172 237L173 236L176 237V238L173 237L175 239V241H173L174 243L170 242L172 245L169 244V242H168L169 237H168L167 233H165L166 236L165 235L164 236L166 238L164 237V239H166L167 242L162 240V241H160L161 242L160 244L162 245V242H163L166 245L167 249L164 247L165 245H163L162 247H160L161 245L157 247L158 250L161 251V252H162L161 248L166 249V251L163 250L164 255L158 251L156 253L157 254L159 253L161 256L160 255L156 256V254H155V257H157L156 260L153 259L154 256L151 258V260L155 261V262L157 261L156 263L153 262L154 264H171L169 258H167L166 256H168V254H171V252H172V250L174 248L176 250L177 247H181L180 249L183 250L185 247H189V248H187V250L189 251V253H188L189 257L187 258V261L184 264H238L239 256H240L238 254V252L241 253L244 250L243 249L244 247H242V246H244L243 245L244 242H241L242 238L240 239V237H239L241 234L236 235L237 234V229L236 228H239L241 225L242 226L245 225V226H243V230L245 231V232L243 231V234L245 233L247 236L251 235V236H248V240L249 241L247 243H249L250 240L253 242L252 239L254 237H256V241L257 242L254 241L253 243H258L259 242L261 244V246L259 245L260 247L258 248V247H256V245L254 246L253 243L251 242L249 244L248 250H250V246L251 245H253L252 248L254 250L252 251V253L250 252V254H248L249 251H247V253H245V254L248 257L252 256L251 258H253L254 255L257 256V257L259 256L258 258L255 257L256 259L255 258L252 259L253 261L255 260V262L253 264H255V263L257 264V262L258 263L260 262L259 264H261V263L264 264V262H261V261H264V249H262V248H264V210H262V208H264V207H262V208L258 207L259 205H264V184L260 185V184L255 183L253 181V179L248 175L249 173H245L244 176H242L240 173H243V172L237 171V169H235V167L233 169L232 167L234 166L233 165L234 160L231 159V157L229 159V156L226 157L225 155H221L220 154V155H216L217 157H215V158H211L212 159V161H211V160H209V156H208L209 152L206 150V148H203ZM224 150L227 151V149H224ZM46 151L49 152V150H47V149L44 150L43 149V152H46ZM37 152H35V153H37ZM43 152L41 151L40 154L42 155ZM31 154H33V153H31ZM46 154H47V152H46ZM12 155H16V153L14 152V154H12ZM51 155H53V153H51ZM199 155L200 156L202 155V156L199 157ZM44 156H46V155H44ZM44 156H43V158H44ZM179 156L181 157V155H179ZM185 156H186V154H185ZM26 157H28V155H26ZM50 157H52V156H50ZM2 158H1V160L3 161L5 158H3V159ZM46 158H44V159H46V161L51 159V158L48 159V154H47ZM200 158H202V159H200ZM52 159L54 160V158H52ZM41 160H42V158H40V161H39L40 163L42 161H44V160H42V161ZM53 160H50L49 162H51ZM175 160L176 159L174 157V161ZM196 160L198 161V163L196 162ZM232 160H233V163L231 165V161ZM46 161H45V164L48 162V161L47 162ZM177 161L178 162L175 161V163H173V169H171V174L173 173L172 176L178 174V173H176V171L178 172V170H179V168L177 166V163H179L180 161L178 159H177ZM49 162L46 165L47 167L49 166L48 169L42 167V169L38 168V170L36 168L37 172L35 171V169L32 171V174H31L32 183L30 181V185L29 186L25 187L24 184H23L24 182L20 183L21 180H24L23 178L19 179L20 182L17 181L18 182L17 187L21 188V190L23 191L22 193H19L21 191H18L19 195H18V193L17 194L14 193V194H10L11 196L9 195L6 198H3V199L1 198L0 199V257H1L2 261H3V258L4 259L7 258L8 259V264H45L46 260L50 262V263L48 262L49 264H51V263L52 264H63V263L64 264H130L131 260H133L134 261V262L132 261L133 264H142V262L145 261V260H143V261L141 260L142 261L141 263H139V261H140L142 253L146 252L147 249L145 250V248H142V247L138 248L139 251H137V253L139 255H136L137 258L134 256L136 258V259H134L132 256H129V250L128 251H127V249L125 250V248H127V247L124 248L122 246L123 245V240L125 239V241H126L127 235H128V239L127 240H129V237L131 236V233H130V231H128L129 228H127V227L124 228V226H128L129 225V222H126L128 224L127 225L124 222V220H121V218H120L121 216L116 219V218H114L116 216L115 215V216H113V218L110 217L108 219L107 216L109 214L107 216H105L103 213H99V212L96 214V210H95V212L93 211L95 214H92L93 212L89 213V210H88V212L84 213L83 215L78 214L79 212L76 213V214L80 215V217L78 216L79 218L77 220V216L75 214L76 219H73L71 222L76 221L75 223H73V224H76V225H77V222H78V226H77L78 229H79V227H82V225H83V228L87 229V228H89V223H90V226L93 225V228L96 226L95 224L100 225L104 229V232L106 233V235H107V233H110L112 230H114L115 235H117L116 232H118V234H119L114 239L113 238L110 239V237H106L105 236L107 238V242H106V239H104L105 237L103 238V240H105V241H103L101 236H99V235L97 236L96 235V237H95V235H92L91 237L94 236V238H91V240H93V242L91 244V242H90L91 240H90L89 241L90 244H88V245H90L89 247H91V245H93V247H95L94 249H93V247H91L92 250L90 248H88V246L87 247L85 246L86 249H84V246H82L84 244L80 243L79 240L77 241L75 239V237L72 236L73 235L72 232L68 233L71 230H69L67 228H70V227L71 228H75V227L74 226H69V221H68V223L65 222V221L61 222V220H60L61 216L59 217V215L57 213H55L57 215L52 214V212H53V211H51L52 209L49 208V207L47 208V206H50V204L48 203L49 199L47 200L46 197L49 196V195H53L55 197L59 196V195H62V193H57L56 189L58 190V187L62 186L60 184L64 185V183L65 184L69 183L71 181V179H73V177L75 179H76V177H78V179H79V175L80 174L79 175L77 174V169H79V168L76 167L75 164L74 165L73 164H68L69 166L66 165L65 169H64L65 173H63L64 174V176H63L64 179L61 180V179L58 178V174H56V169H55V166L53 165L55 162L53 164L49 163ZM5 163L0 166V170H1L2 166L3 167H4V165H5V167L7 166ZM45 164L43 165V162H42L43 166H45ZM38 167H40V166H38ZM70 168H72L73 170L72 169L70 170ZM17 169H19V168H17ZM226 169H228L229 172H230V169L231 170L233 169V170L231 171V173H229V172H227L228 170L226 171ZM16 170H11V171H12V173H14V171H16ZM142 171H144V170H142ZM44 172H45V174H44ZM140 172L141 171L138 172L137 169H134L133 175H134L135 179L131 180L130 185L128 187V189H129L128 193L129 192L131 193V191L134 190L135 192L134 191L133 192L136 193V196L138 195L139 198L141 196L144 197L145 203L146 202L147 203L152 202V201H154V198H152V196H153L152 194L154 193V189H153L154 186L152 188H151V186L152 185H156V184H154V183L152 184L151 182H149V178L150 177L147 176L148 173L145 172L146 173V174L144 173L145 175L142 174L140 176L139 175V174H141ZM85 173L86 174L88 173V175H89L90 172H85ZM85 173H84V176H86ZM88 175H87V178L84 177L83 175L82 176L80 175V176L82 177V179L86 178L85 180L87 181ZM148 175H150V174H148ZM189 175H186V176L189 177ZM50 176H51V179L53 178L51 180V182L54 183V184H53V186H51V188H49L50 189V192H49L48 190L45 189V187L43 188V186H44L43 182H45L46 179L49 178ZM239 176H242V177L238 178ZM247 176H249L250 179ZM193 177L196 178L195 175H193ZM262 177H264V174H262ZM60 178H62V177H60ZM54 179H56V180H54ZM89 179L90 180L92 179L91 181L94 182V185L98 184L97 182L95 184V181H93L94 177H93V173L92 172H91V174L89 176ZM187 179L190 181L191 178L190 179L186 178V180ZM199 179L201 180V178H199ZM26 180H28V178ZM79 180H81V179H79ZM91 181H90V183H91ZM139 181H140V183L142 185L139 183ZM151 181L154 182L153 179ZM189 181H188V183L192 182V181H190V182ZM244 181H246V182H244ZM195 182H196V184L201 183V181L197 183V180L194 181L193 183L195 184ZM149 183H151L152 185L149 184ZM134 184H136V185H134ZM137 184L138 185L140 184V185L138 186ZM55 185L57 186V188H56ZM189 185H191V184H189ZM240 185H241V187H240ZM116 187H115V190L118 189V191L116 190L115 193H110V195H111V197L118 199L117 197L121 196V195L118 193L119 192V188H116ZM133 187H134V189H133ZM188 187H190V186H188ZM194 187L195 186L192 187L193 190L194 189H198V191H199L200 188H198V187H201V189H202V188H206V185L205 186H200L199 185V186H197V188H194ZM146 188H148L149 191ZM240 188H241V190H243L242 192L240 191ZM52 189H54L53 190L54 192L52 191ZM146 190H147V192H150L152 190L151 194L150 193H149L150 195L149 194H144V193H147V192H144ZM51 191L53 193H51ZM201 192H203V189H202ZM204 192H205V190H204ZM207 192L208 191H206V194H207ZM244 192H245L246 196L244 195ZM126 193L127 192H124L122 194V196L124 195L123 196L124 199H126L128 196H130L129 194H126ZM238 193H240V195ZM90 194L91 193L85 194V193L81 192L80 194H78V196L80 195V197L86 198L87 195L90 196ZM125 194H126V196H125ZM190 194H192L193 197H194L193 199L195 201L197 200L198 202L202 201V200H200L201 197L204 198V195L203 196L201 195L202 193H200V195H201L200 197H199V194L195 193V192L194 193H190ZM195 194H197V195H195ZM21 195L23 197H21ZM92 195H94V197L98 196V195H96L94 193H92ZM107 195L109 196V194H107ZM84 196H86V197H84ZM103 196L106 198L105 194ZM103 196L101 195V197H103ZM196 196L199 197V198L196 199L195 198ZM111 197H109V198L111 199ZM105 198H101V199L105 200ZM206 198H207V195H206ZM108 199H106V200H108ZM210 200H212V199H210ZM109 201H113L114 202V200H109ZM207 201H209V200H207ZM253 201L256 202L254 205H253V203H254ZM113 202H112V204H113ZM116 202L118 203V200ZM203 202H205L204 199H203ZM104 203L105 202L103 201V204ZM110 204L111 203H109V205ZM114 204H115V202H114ZM125 204H127V203L125 202ZM207 204H208V208H210L211 204L210 203H207ZM256 204L258 206H255ZM97 205L102 206V205H100V202ZM109 205L107 206V203H106V205H103V208L106 207L108 210L112 209V207L110 206L111 207L110 208ZM60 207H61V205H60ZM116 207L117 206H115V208ZM119 207H120V205H119ZM41 209L42 210L45 209L46 212L45 211H41ZM119 209H118V213H117L118 215H122L124 212H126L125 207H124V209H121V210H119ZM219 209L220 208H218L216 211L219 212L218 211ZM104 211H106V210H104ZM49 212H51V213H49ZM85 212H86V210H85ZM108 212H111V210L108 211ZM112 212H113V209H112ZM112 212H111V215L113 214ZM46 213H47V215H46ZM82 213L83 212H81V214ZM213 213H214V211H213ZM215 214H216V212H215ZM98 215H99V217H98ZM41 216H43L42 219H41ZM223 217H224V221L222 219ZM69 218H70V216H69ZM69 218H67V220L71 219V218L70 219ZM79 219H80V221H79ZM168 219H169L168 222H170L171 219L170 218H168ZM231 220L233 221L232 223H231ZM234 220L236 221V223H234L235 222ZM242 220H244V221H242ZM125 221H127V220L125 219ZM172 221L175 222V220H172ZM228 222H230V224ZM83 223L85 225L87 223L88 225H86V226H88V227H84L85 225ZM220 223L225 226L224 228L222 227L223 231L221 230L222 231L221 233L220 232H215V231L213 232V230H216L217 228L221 229L220 226H222V225H220ZM242 223H244V224H242ZM66 224H68V225H66ZM167 224L169 225V223H167ZM50 225L52 227H50ZM171 225H169V226H171ZM100 226H99V228H100ZM207 226H210L211 228L209 229V228H207ZM232 226H233V228H232ZM249 226H250V228L252 227V230H249L250 229ZM97 227H95V228H97ZM128 227H130V226H128ZM182 227H184V228H182ZM234 227H235V229H234ZM186 229H187V231H186ZM230 229H232V230H230ZM124 230H125L126 233L124 232ZM200 230L203 233H200ZM203 230H205V231H203ZM229 230L231 232H228ZM17 231H19V232H17ZM183 231H184V233H183ZM209 231H211V232H209ZM250 231H251V233H250ZM166 232H168V231H166ZM227 232L229 233V235L231 233L232 237L229 236V235L226 236V234H228ZM168 233H170V232H168ZM216 233H217V235H216ZM255 233L259 234V235H256ZM204 235L206 237H203ZM215 235H216L217 238H215ZM47 236H50V237H47ZM89 236L90 235H87V237L90 239ZM71 237L73 238V240L71 239ZM99 237H101V238H99ZM226 237L227 238L231 237V238L227 239ZM250 237L251 238L253 237V238L251 239ZM95 238L97 240H95ZM99 239H101L100 240L101 242L99 241ZM161 239H163V238H161ZM182 239L184 241H182ZM178 240H180L179 244L176 245V242ZM189 240L191 241V243L189 242ZM228 240H229V242H228ZM243 240H245V239L243 238ZM119 241L122 242L121 247H122L123 250L121 248H118V247L114 248V246L110 247V246H112L111 245L112 243H118L119 246H120L121 242H119ZM226 241H227V243H226ZM37 242H39V243H37ZM48 242H50V245L48 247H46ZM71 242H72V244H71ZM95 242H96V245L94 246L93 243H95ZM69 243H70V245H69ZM99 243H101V244H99ZM203 243H205V244H203ZM234 243H236L235 244L236 246L234 245ZM118 244L116 246H118ZM186 244H187V246H186ZM126 245L127 244H124V246H126ZM188 245H190V246H188ZM203 245H204V248H203ZM67 246L68 247L70 246L71 249H70V247L68 248ZM234 246H235V248H234ZM32 249H34V250L32 251ZM238 249L239 250L242 249V250L239 251ZM257 249H259V251H257ZM47 250H50V251L48 252V255L44 257L43 253L45 251H47ZM219 250H221V251H219ZM33 252L36 253V255H33L32 254ZM50 255H52V256H50ZM163 256H164V259H162ZM247 256H246V260L245 259L244 260L246 262L247 261L253 262L251 260V258L248 259ZM138 257H140V258H138ZM259 258H261L262 260L259 261L258 260ZM9 260H10V262H9ZM256 260H258V261H256ZM62 261H64V262H62ZM153 263H151V264H153ZM5 264H7V262ZM244 264H246V263H244ZM250 264H252V263H250Z\"/></svg>",
  "mask_w": 264,
  "mask_h": 264
}]
</instances>
